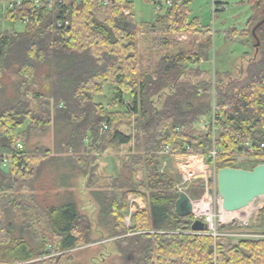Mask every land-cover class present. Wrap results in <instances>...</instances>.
I'll return each instance as SVG.
<instances>
[{
	"label": "trees",
	"instance_id": "16d2710c",
	"mask_svg": "<svg viewBox=\"0 0 264 264\" xmlns=\"http://www.w3.org/2000/svg\"><path fill=\"white\" fill-rule=\"evenodd\" d=\"M150 1L159 7L156 19L139 25L129 0H67L50 10L23 1L5 12V19L24 24L23 32L0 33V252L6 263L69 264L71 251L94 242L91 219L72 192L57 193L59 202L46 206L35 193L36 180L49 171L63 190L75 175L87 180L96 227L118 251V263L110 264H264V239L233 243L192 232L193 216L175 212L179 174L163 167L169 154L201 157L216 172L239 168L241 149L264 143V0H247L252 14L241 35L255 57L238 77L199 66L209 61L212 41L208 29L189 20L192 0H171L168 7ZM106 86L110 104L95 103ZM203 117L214 130H196ZM50 131L53 149L31 147ZM125 146L118 174L92 187L99 158ZM253 160L251 169L264 164V155ZM201 190L189 184L186 193ZM129 196L146 208L125 226ZM261 226L232 228L262 234L264 213Z\"/></svg>",
	"mask_w": 264,
	"mask_h": 264
},
{
	"label": "rangeland",
	"instance_id": "374dc122",
	"mask_svg": "<svg viewBox=\"0 0 264 264\" xmlns=\"http://www.w3.org/2000/svg\"><path fill=\"white\" fill-rule=\"evenodd\" d=\"M133 3L134 14L137 25L140 23H152L155 21L157 16V11L155 10L154 4L150 0H129ZM162 2L164 0H161ZM217 4V10L212 11V5ZM7 2L6 0H0V33L2 32H23L24 24L20 22H12L5 19L4 14L6 12ZM189 20H197L200 28H206L210 32L208 36L211 37L212 47L211 55L207 63L200 62L199 66L202 69L207 70L210 74H224L230 73L232 77H238L242 71L247 67L248 63L254 59L255 51L253 49V44L246 42L244 37L241 35L242 32L247 27V21L252 14L251 6L247 3V0H192L189 6ZM234 31V33L230 31ZM229 32V33H228ZM233 35L234 40H230L229 36ZM207 36H201L199 40L206 39ZM181 39H185L182 37ZM147 47V46H146ZM142 42H139V52L140 54H146ZM144 51V52H143ZM193 68H195L193 66ZM243 74V73H242ZM6 80V77L4 78ZM112 99V90L109 86L105 87V92L102 96H97L94 102L97 104L108 105ZM112 110L122 111L123 109L119 106H113ZM26 124L20 128L17 132L21 133L26 127ZM199 133L202 132V128L197 125L195 127ZM123 130V128H122ZM53 136L52 132H47L44 135H39L30 141L31 147L33 146H44L53 149ZM29 144V146H30ZM128 146H125L121 151L109 150L108 153L111 154L113 160L108 161V165L112 168L119 164L118 157L123 156L127 153ZM101 158V164L103 165ZM202 161L201 158H199ZM100 163V161H99ZM106 163V162H105ZM257 163V161L252 159H245L238 161V167L240 169L249 170L252 165ZM263 164V163H258ZM171 172L173 174L178 173L179 177L183 175V171H180V164H172ZM193 165H197L194 163ZM186 166V165H184ZM207 171H209V166L204 164ZM99 168V165H98ZM115 172V171H114ZM180 172V173H179ZM118 174V173H116ZM53 174L46 171L39 179L36 180L35 193L44 200V206L49 204H57L59 199L56 194H64L65 191L72 192V196L76 201L77 207L83 214H86L91 219L94 231L92 233L93 243L86 245L80 249L71 251L72 261L69 264H110L118 261V251L115 247L113 239L108 238V235L101 229L96 227V205L89 195V187L87 180H83L80 175H75L69 181L68 189H62L57 184H53ZM96 175L92 177L94 182ZM55 178V177H54ZM181 178V177H180ZM144 179V170L138 172V180L142 181ZM192 179V186H196ZM98 186V182L92 185V187ZM185 188L184 184H180ZM184 192V189L182 190ZM202 191V190H201ZM191 193L193 196L199 199H204L207 196L212 198V202L216 205L218 209V194L212 193L208 195L206 191ZM261 206V208H259ZM248 213H253L249 215L247 225H256L262 227V219L264 213V197L254 200L246 209ZM128 214L125 215L124 225L129 226L131 224V217L126 221ZM129 217V216H128ZM229 221V220H228ZM221 222V225L216 230L220 237L230 239L233 243H237L240 239H248L250 233H240L235 231L232 226L237 225L238 220H233L230 222ZM106 238V239H105ZM53 255H59L58 253ZM7 258L2 256L0 252V264L6 263ZM118 263V262H117Z\"/></svg>",
	"mask_w": 264,
	"mask_h": 264
},
{
	"label": "built area",
	"instance_id": "2783aa9c",
	"mask_svg": "<svg viewBox=\"0 0 264 264\" xmlns=\"http://www.w3.org/2000/svg\"><path fill=\"white\" fill-rule=\"evenodd\" d=\"M23 1L29 2L35 8L45 7V8L50 10L58 4L65 3L67 0H6V2H7L6 11L14 9L16 6H19ZM106 2L107 1H105V3ZM170 5H171V0H164V2L162 4L163 7H168ZM216 9L217 8H215V5L213 4L212 5V11L215 12ZM155 10L159 11V7L157 5L155 6ZM124 13L128 14V11H124ZM65 24H67V23L65 22ZM57 26L62 27V24L58 23ZM210 124H211L210 118L203 117L200 119V121L198 122L197 125H199L202 128L201 133H205V132H208L210 130V128L212 130H214V127H212ZM15 150L18 153L22 152V150H23V144L19 139L16 141ZM163 152L164 153H170V149L168 147H165L163 149ZM256 154H263L264 155V143L260 144L259 147H254L250 143H247L246 146L243 149H241V151L239 152L237 160L238 161L244 160V158L253 160L254 156H256ZM215 155H216V152L212 151L209 155V159H214ZM201 159H202L201 164L200 163L197 164V168L192 169V171H193L192 173H188L186 170V168H189V166H190L189 160L184 164L186 166H184L183 183L182 184L185 185V188H183L182 186H178L177 189L180 193L183 192L182 191L183 189H184V193H186V190L188 189V185L192 184L191 177L195 176V175H204L205 176L206 187L203 189H204V191H206V193L208 192V189H212L213 194L217 192L216 191V171H215V168H214V166H210L207 164L209 166V168H211V169H209V171H207V169L204 166V164H206V163H205L203 158H201ZM7 163H8V157H5L3 162H2V165L6 166ZM200 166L204 167L205 170L202 171V169H200ZM208 179H210L209 182L207 181ZM208 197L210 198V206L205 211H203L200 208V206L198 205L202 201V199H199L198 197H192V198L190 197V199L192 201V214L191 215L193 216L194 221L200 220L207 226L206 231L194 232V233L208 234L214 238L220 237L217 234L216 230L221 225V222H226L228 220H229L228 222L233 221V220H238L239 223L237 224V226H248L247 222L249 219V215L253 214L252 212L251 213L246 212V211H248V210H246V209H248V206L246 208H243L240 211H236V212H240V216H233V215L231 216L230 213H235V212H227V214L230 216V218L223 220L222 219V213L224 211L221 208L220 198L218 199V209H217L216 205L212 202V198L210 196H208ZM128 198H129V209H128V216L129 217L127 216L126 221L129 220L130 217L134 213H136L138 211H142L145 209L144 206L141 204L142 201L140 198L132 197V196H129ZM259 208H261V206ZM248 238L249 239H257V238L264 239V233H262V234H250V235H248Z\"/></svg>",
	"mask_w": 264,
	"mask_h": 264
},
{
	"label": "water",
	"instance_id": "95a60500",
	"mask_svg": "<svg viewBox=\"0 0 264 264\" xmlns=\"http://www.w3.org/2000/svg\"><path fill=\"white\" fill-rule=\"evenodd\" d=\"M199 187L205 188V176L199 175ZM208 182L210 179L207 180ZM216 191L220 198L221 208L225 212H236L249 206L254 200L264 197V164H258L251 170L240 168H221L216 172ZM209 195L212 189H208ZM175 212L186 217L192 214V201L182 192L175 202ZM207 226L200 220L191 225V231L204 232Z\"/></svg>",
	"mask_w": 264,
	"mask_h": 264
},
{
	"label": "crops",
	"instance_id": "0c3cea01",
	"mask_svg": "<svg viewBox=\"0 0 264 264\" xmlns=\"http://www.w3.org/2000/svg\"><path fill=\"white\" fill-rule=\"evenodd\" d=\"M242 1H244V0H242ZM165 157V160H164V162H163V167H164V169L165 170H167V171H169V172H171L172 170L170 169L171 168V166H173L172 164H180V171H184V164L188 161V160H191V159H199L200 157H195V156H182V155H175V156H173V155H169V154H166V155H164ZM113 157L114 156H112L111 154H109L108 152H106V153H104L100 158H99V161H100V163H99V168H98V176H96L95 177V180L97 181V180H104L105 178H107V177H110V176H116L117 174L116 173H118V165L116 166H114V167H110L109 165H108V161H110V160H113ZM101 158H103L102 159V162H103V165L101 164ZM200 160V159H199ZM106 162V163H105ZM200 164H201V161H200ZM2 169L3 170H7V165L6 166H3L2 165ZM115 171V172H114ZM172 173V172H171ZM180 173V172H179ZM196 176H199V175H195V176H193V182L195 183V181H196V183H195V185L196 186H199L200 185V183H201V181L200 180H195V177ZM181 178H180V184H182L183 183V175H181L180 176ZM95 180H94V182H95ZM101 182V181H100ZM189 196L192 198V196L189 194ZM195 197V196H194ZM142 201V200H141ZM209 202V199H206V200H204V204H207ZM143 206H144V208H146V206H145V203L142 201V203H141ZM203 204V203H202Z\"/></svg>",
	"mask_w": 264,
	"mask_h": 264
},
{
	"label": "bare ground",
	"instance_id": "6f19581e",
	"mask_svg": "<svg viewBox=\"0 0 264 264\" xmlns=\"http://www.w3.org/2000/svg\"><path fill=\"white\" fill-rule=\"evenodd\" d=\"M194 163L199 164L200 163V160L199 159H191V160H189L190 166H189V168H186V170H187L188 173H192L193 172L192 169L197 168V165H193ZM200 169H202V171L205 170V168L204 167H201V166H200ZM206 199H209V202L207 204H204V200H206ZM198 205L200 206V208L203 211L207 210L209 208V206H210V198L208 196L205 197ZM230 215L231 216L232 215L233 216H240V212L230 213ZM229 218H230V216L227 214V212L224 211L222 213V219L223 220H226V219H229Z\"/></svg>",
	"mask_w": 264,
	"mask_h": 264
}]
</instances>
